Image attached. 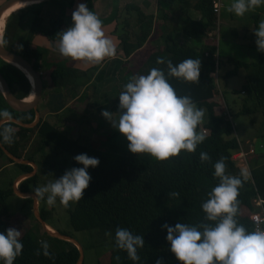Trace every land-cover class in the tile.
Returning a JSON list of instances; mask_svg holds the SVG:
<instances>
[{
	"label": "trees",
	"instance_id": "obj_1",
	"mask_svg": "<svg viewBox=\"0 0 264 264\" xmlns=\"http://www.w3.org/2000/svg\"><path fill=\"white\" fill-rule=\"evenodd\" d=\"M212 1L196 0L193 8L201 14V18L196 20L188 16L183 6L187 4L188 0H158L159 15L165 20L172 8L163 10L160 7L161 4L169 3L172 7L173 5L181 6L175 31L183 33L201 45L199 48L185 45L177 41L173 33L166 32L163 36V49L149 47L145 49L140 53V56L147 55L138 69L132 72L128 71L124 78L126 83L132 75L146 74L151 68L160 69L166 74V65L163 61L171 60L175 66L185 58H199L200 81L186 83L183 80L166 77L167 82L177 95L190 96L196 102L197 107L207 111L206 120H202L196 129L200 132L205 130L207 133L204 134V141L196 146L195 151L189 153L182 150L177 156L159 162L145 154L119 156L111 162L102 148L82 144L79 140L68 137L64 131L48 121L40 120L33 128H25L14 122H9L14 129L12 142L3 143V145L17 157L36 163L34 156L22 155V149L34 139L35 151L33 155L40 154L43 150H49L46 154L41 155V162L43 164L47 162L51 167L56 166V158L63 153L70 155L72 167H82L72 159L77 154L84 153L90 157L98 158L99 163L96 167L89 166L86 169L90 180L88 186L82 190L81 199L75 204L69 202V206L66 208L69 213L70 225L74 230H97L100 232L99 234L111 239L112 248L109 261L105 263L98 261V264H132L124 251L114 247L112 238L117 226L127 228L134 234L142 235L144 245L137 250L140 257L137 264H154L157 258L162 260V264H180L168 250V243L165 240L166 230L162 229L161 225L167 223L169 226H174L177 222L196 225L202 220L203 213L200 204L207 198L205 193L217 183V180L211 175L212 164L220 157H224L226 174L234 176L238 174L240 167L233 155L239 150L241 143L234 133L235 126L231 120V114L218 112L219 104L215 100L218 86L212 74L220 66L216 56L217 45L214 43L215 40L205 42V39H208V34L218 25V17L213 12ZM50 2L54 3L57 13L48 18L44 13ZM86 2L89 4L88 0ZM125 9L127 12L135 11L138 24L136 31L130 29L127 18L120 22L123 25V31L119 34L121 51L125 57L129 58L148 40L153 30L154 15L145 13L135 4H126ZM73 10L74 0H50L18 10L11 14L7 20L3 34V39L6 41L4 46L11 51L19 52L37 72L41 73L43 65L40 62L43 60V50L32 48V37L41 34L50 41H57L59 31L71 25ZM24 29H27L28 35L22 44V49L18 50L17 46L21 43V34ZM158 58L162 61L161 63H157ZM228 61L234 64V69L228 71L225 77L235 75L239 68L247 70L246 81L240 89V93L246 94L245 105L240 113L260 112L264 116V53L259 52V60L254 63L241 62L234 57H229ZM135 66H138V63ZM135 66H133L134 69ZM94 71L95 69L82 71L64 64H55L50 78L54 88L64 89L68 96H73L81 84L80 81L83 78L88 81ZM0 73L18 98H26L32 91L26 74L1 58ZM233 92L237 93V91ZM249 101L253 103L252 107L247 105ZM0 109H6L11 117L24 123H31L35 119L34 109L13 110L7 104L1 91ZM201 151L207 153L208 161L200 162L199 153ZM0 159L8 161L0 162V169L10 163L16 164L20 168L21 174L33 170L31 165L14 163L3 153L1 148ZM41 162L39 161V163ZM64 162L65 160L62 159L61 163L64 164ZM37 175L35 173L31 177L21 180L19 189L24 192H33L37 184ZM172 192L176 195L169 197L168 193ZM10 194H13L12 189L0 187V232L10 228V225L16 220L14 214L10 213L6 206V200ZM259 196L264 200V165L252 167L251 177L242 182L238 191L237 200L239 203L236 219L246 230L254 229L251 214L256 210L253 201ZM26 200L33 202L31 198H26ZM39 211L42 218L48 223L49 212L43 207H40ZM19 239L23 247L20 256L14 259L13 264H76L79 258V251L75 245L58 238L54 239L67 245L65 250L55 252L48 248V257L37 254L41 248V240L36 235L33 226L26 229Z\"/></svg>",
	"mask_w": 264,
	"mask_h": 264
},
{
	"label": "clouds",
	"instance_id": "obj_2",
	"mask_svg": "<svg viewBox=\"0 0 264 264\" xmlns=\"http://www.w3.org/2000/svg\"><path fill=\"white\" fill-rule=\"evenodd\" d=\"M264 5V0H231L226 11L240 17L246 12ZM71 25L59 31L54 50L65 58H70L84 66H96L115 55V43L105 35L98 16L84 3L77 4L71 12ZM254 34L256 50L264 53V19L258 21L251 30ZM6 41L0 38V48ZM162 61L158 58L157 63ZM164 71L151 68L146 74H134L122 85L118 96V115L102 110L101 115L112 128L126 139L127 149L134 154H147L157 162L177 156L182 150L193 152L204 141L203 132L197 126L204 117V109L187 95H177L166 77L196 83L199 80V58H185L173 65L171 60L163 61ZM12 117L6 109H0V144L11 143L14 129L10 126ZM72 159L82 167H72L59 178L33 189L34 199H43L46 206L58 201L67 208L69 202L75 204L82 197L89 183L86 171L89 166L96 167L98 158L84 153ZM201 163L208 161L207 153H199ZM212 177L215 186L205 193L207 197L200 204L202 220L196 225L182 222L169 226L165 240L168 250L180 264H264V229L251 231L237 222V200L243 181L249 179L247 167H240L237 175L225 173L224 157L212 164ZM176 193H168L175 196ZM107 235V233H106ZM20 231L7 228L0 232V264H13L20 256L22 243ZM116 249L124 251L132 264L140 260L137 250L142 248V235L134 234L127 228L117 226L113 235ZM37 254L49 256L48 244L41 241ZM154 264H162L157 258Z\"/></svg>",
	"mask_w": 264,
	"mask_h": 264
},
{
	"label": "rangeland",
	"instance_id": "obj_3",
	"mask_svg": "<svg viewBox=\"0 0 264 264\" xmlns=\"http://www.w3.org/2000/svg\"><path fill=\"white\" fill-rule=\"evenodd\" d=\"M4 1L5 0H0V4ZM83 1L84 0H82V2ZM96 1H100V3L97 2L94 4ZM152 1L154 6L156 1L158 3V0ZM195 1L196 0H188L186 6H189L188 15L191 18L197 19V17L200 16V12L191 6V4L195 3ZM88 2L89 4L86 3L87 8L91 11L94 10L93 12L95 13L97 11L104 12L108 10L127 13V10L125 9L126 4H128L127 2L133 4L137 3L138 0H88ZM220 2V22L217 25V30L215 32L216 37L214 41V43L217 45L216 56L220 62V66L218 68L219 83H216L218 90L215 100L219 104L218 112L231 114V120L235 126L234 133L238 137L241 143L240 145L243 150V154L246 157V162L244 160L242 161L240 158H238L239 160L236 162L239 167H247L250 173L252 167L255 168L264 165V116L260 112H254L251 114L240 113L243 106L245 105L246 98V94L240 93V89L246 81L247 70L245 68H239L235 75L227 77L225 76L228 71L234 69V64L228 61L229 57H234L235 59L246 63H254L259 60V51L256 50L254 43L255 37L251 30L257 26L259 20L264 19V5H262L260 8L246 12L243 16L237 17L231 12L226 11L227 7L231 3V0H220ZM54 7L55 5L53 2L48 4V9L44 13L46 17L51 18L55 16L57 9ZM160 7L164 10L166 8L169 9L170 5L169 3H163ZM175 8L176 6H174V9ZM174 9L171 11H174ZM101 15L104 16L103 13H101ZM116 16H118V14ZM119 20H121V18ZM100 21H103V19H100ZM164 30L162 29L163 34L166 31ZM172 33L174 34V32ZM212 33L213 32L209 34L210 37H212ZM176 35L178 36L176 37ZM176 35L174 34L175 39L185 45L198 48L201 45L197 41L185 36L181 32H177ZM210 37L207 40H210ZM41 77L43 81L44 75H41ZM233 91H237V93H234ZM249 102L247 105L252 107L253 103ZM89 118L91 119V117ZM206 118L207 111L204 109V117L202 120L205 121ZM91 120L97 121L95 118H92ZM67 132L68 131H64L65 134ZM203 133L206 134L207 132L203 131ZM81 136H84V134ZM87 136L88 141L86 142L91 143V141H94L93 146L102 148L111 162L115 161L119 156L144 155V153H131L127 149L128 142L118 131L112 136H109L108 134H105L103 130H96L95 132H90ZM34 144L35 140L32 139L31 143L22 149V155L34 156L36 160V173L38 174L36 187H40L54 178H59L65 170L72 168L70 163V155L67 153H63L58 158H56L55 161L57 164L55 167H51L49 164H47V162L43 164L41 162V155L46 154L49 150H43L41 153L39 152L40 154L35 153L33 155V152L35 151ZM251 146L254 148L253 153L250 151L252 149ZM62 159L65 160L64 164L61 163ZM39 161L41 163H39ZM0 162L3 163L8 161L6 159H0ZM19 175H21V171L16 164H11L9 167H2L0 169V187L3 189L13 190V194H10L6 200V206L9 212L13 213L16 218L15 222L10 225V228H15L16 230L20 231L21 236L26 229L33 226L36 235L41 241L47 242L48 248L55 252H61L65 250L67 245L64 242L50 237L43 229L41 223L35 218L33 202L26 200V197H20L15 194L13 183ZM249 177H251V173ZM17 186L19 188V183ZM38 206L39 209L40 207H43L49 212L48 223L51 226L60 232L69 234L81 244L84 250L83 264H98V261L103 263L109 261L112 243L108 236L99 234L100 232L97 230H74L70 225L69 213L67 209L62 207L58 201L53 206H46L43 199H38Z\"/></svg>",
	"mask_w": 264,
	"mask_h": 264
},
{
	"label": "crops",
	"instance_id": "obj_4",
	"mask_svg": "<svg viewBox=\"0 0 264 264\" xmlns=\"http://www.w3.org/2000/svg\"><path fill=\"white\" fill-rule=\"evenodd\" d=\"M97 2L100 3V1H96L94 4ZM79 3H85V6L87 7L86 0L83 2L82 0H74V9ZM127 3L132 4L130 2ZM155 3V6L152 0H138L137 3H133L139 6L145 13L153 14L154 24L152 33L144 46L135 51L129 58L125 57L121 51L119 34L123 31V25H120V22L125 18L129 21L130 29L137 31V17L136 13H133L135 11L132 10L128 12L126 11L127 13H121L115 10L94 12L99 19H103V21H101V26L105 35L112 38L115 43L114 57L106 59L105 61H102L101 64L96 66H84L77 61L71 60L70 58L61 57L54 50L56 41H50L44 35L36 34L32 37V48L39 51L43 50V60L40 62L43 65V71L41 72V75H44L43 92L41 100L38 104L40 120L48 121L62 131H68L66 133L68 137L77 139L82 144H89L91 146H93L94 141H91V143L86 142L88 141L87 135L90 132L103 130L105 134H108L109 136H112L117 132V130L112 128L110 123L101 115V111L107 110L112 112L113 118L118 115L116 112L118 111L117 95L122 90V85L125 83L124 78L126 73L128 71H136L147 55L140 56V53L148 47L151 49H163V36H165L166 32H174L175 35L177 33L175 31V27L179 19L181 6L178 5L174 9V6L172 7L170 5V8H172L171 10L174 9V11L168 12V18L165 20L158 13L157 1ZM193 4L194 3L191 4L192 7ZM184 6L188 14L189 6ZM101 13H103L104 16H102ZM117 14L119 17L116 16ZM120 18L121 20H119ZM200 18L201 14L196 20H199ZM162 29L166 30H164V34L162 33ZM27 35L28 31L27 29H24L21 34V43L17 46L18 50L22 49V44L27 38ZM177 36L178 35H176V37ZM208 41L209 40L205 39V42ZM57 63L82 71L91 69H95V71L88 81L86 78H83L80 81L81 84L73 96H68L64 89H56L53 87L50 73L54 68V65ZM137 63L138 66H135ZM133 66H135V69ZM217 78H219V71L217 73ZM89 117H91V119L95 118L97 121H92ZM83 134L84 136H81ZM9 166H11L10 163L5 164L3 168ZM18 177L14 180V182L18 179Z\"/></svg>",
	"mask_w": 264,
	"mask_h": 264
},
{
	"label": "water",
	"instance_id": "obj_5",
	"mask_svg": "<svg viewBox=\"0 0 264 264\" xmlns=\"http://www.w3.org/2000/svg\"><path fill=\"white\" fill-rule=\"evenodd\" d=\"M19 1H32L33 4L42 3V2H48L50 0H5L3 3L0 4V19L2 18L3 14L12 6L14 3ZM0 58L7 61L8 63L16 66L20 70H22L26 76L28 77L32 90H34V97L31 101L26 102L25 98L20 99L18 98L14 92L12 91L10 85L8 84L7 80L4 78V76L0 73V91L2 92L7 104L16 111H27L34 109L35 110V119L31 123H24L21 120L12 117V120L10 122H14L15 124L25 127V128H33L37 125V123L40 121V114L38 109V104L42 97L43 92V81L41 77V73L37 72L33 65L24 58L19 52L11 51L7 49L5 46L3 48H0ZM33 80V82H32ZM0 148L2 149L3 153L11 159L14 163L19 164H28L31 165L33 170L29 173H23L21 174L18 179L14 182V192L16 195L20 197H26L31 198L33 200V211L35 218L41 223L43 229L46 231V233L53 238L62 239L68 242H71L73 245H75L79 251V258L76 262V264H83L84 261V250L81 246V244L72 236L63 234L62 232L54 229L53 231H49L46 229L47 222L42 218L39 206H38V199H34V192H24L21 191L17 184L27 178L33 176L37 171V165L35 162L30 161L28 159L17 157L13 153H11L3 144H0ZM17 183V184H16Z\"/></svg>",
	"mask_w": 264,
	"mask_h": 264
},
{
	"label": "built area",
	"instance_id": "obj_6",
	"mask_svg": "<svg viewBox=\"0 0 264 264\" xmlns=\"http://www.w3.org/2000/svg\"><path fill=\"white\" fill-rule=\"evenodd\" d=\"M212 6H213V12L217 15L218 17V23L220 22L219 21V12H220V7H221V2L220 0H213L212 1ZM217 30V27L212 31L213 35L212 37H210V33L208 34V38L210 37V40L209 41H213L215 40V32ZM217 73H218V70L213 73V77L216 81V83H219L218 82V78H217ZM204 132H206L205 130H203ZM251 153L254 152V148L251 146ZM233 158L234 160H239L238 158H240L242 161L244 160L246 162V157L244 156L243 154V150L241 148V145H240V148L239 150L233 155ZM246 164V163H245ZM254 206L256 207V210L251 214V220L254 224V229L256 228H260V229H264V208H263V203H264V200L259 197H257L256 199H254Z\"/></svg>",
	"mask_w": 264,
	"mask_h": 264
},
{
	"label": "bare ground",
	"instance_id": "obj_7",
	"mask_svg": "<svg viewBox=\"0 0 264 264\" xmlns=\"http://www.w3.org/2000/svg\"><path fill=\"white\" fill-rule=\"evenodd\" d=\"M32 4H33L32 1H19V2L14 3L12 6H10V8H8V10L3 14L2 18L0 19V38H3V34L5 31L7 20L9 18V16L11 14L17 12V10H20L21 8L27 7V6L32 5ZM32 82H33V80H32ZM33 97H34V90H32L30 92V94L25 98V101L29 102L33 99ZM46 229L49 231L54 230L52 228V226L49 224H47Z\"/></svg>",
	"mask_w": 264,
	"mask_h": 264
}]
</instances>
